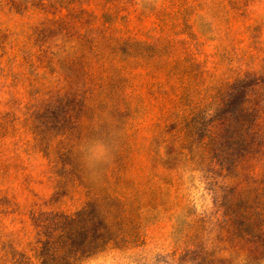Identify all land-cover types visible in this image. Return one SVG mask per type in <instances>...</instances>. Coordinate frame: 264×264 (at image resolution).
<instances>
[{"label":"rangeland","instance_id":"rangeland-1","mask_svg":"<svg viewBox=\"0 0 264 264\" xmlns=\"http://www.w3.org/2000/svg\"><path fill=\"white\" fill-rule=\"evenodd\" d=\"M0 264H264V0H0Z\"/></svg>","mask_w":264,"mask_h":264},{"label":"clouds","instance_id":"clouds-1","mask_svg":"<svg viewBox=\"0 0 264 264\" xmlns=\"http://www.w3.org/2000/svg\"><path fill=\"white\" fill-rule=\"evenodd\" d=\"M122 132L118 127L100 129L80 144L79 163L93 182L102 180L104 171L113 163Z\"/></svg>","mask_w":264,"mask_h":264}]
</instances>
